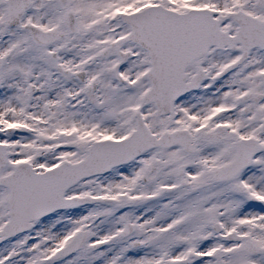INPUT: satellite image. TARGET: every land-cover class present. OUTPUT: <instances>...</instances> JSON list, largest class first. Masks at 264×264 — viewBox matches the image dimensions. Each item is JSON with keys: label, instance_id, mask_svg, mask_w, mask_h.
<instances>
[{"label": "snow or ice", "instance_id": "6c2138e0", "mask_svg": "<svg viewBox=\"0 0 264 264\" xmlns=\"http://www.w3.org/2000/svg\"><path fill=\"white\" fill-rule=\"evenodd\" d=\"M0 264H264V0H0Z\"/></svg>", "mask_w": 264, "mask_h": 264}]
</instances>
